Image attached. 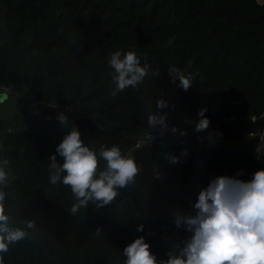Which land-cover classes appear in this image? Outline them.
<instances>
[{
  "label": "trees",
  "instance_id": "trees-1",
  "mask_svg": "<svg viewBox=\"0 0 264 264\" xmlns=\"http://www.w3.org/2000/svg\"><path fill=\"white\" fill-rule=\"evenodd\" d=\"M260 1L0 0V86L11 87L16 94L8 99L19 98L26 112L22 129L0 137V160L10 162L6 171L14 177L0 190L10 225L27 232L0 254V264H124V248L140 237L166 260L192 235L176 227L177 214L196 215L199 193L212 180L249 181L264 169V157H254L264 127ZM115 51L136 52L160 75L113 97L108 60ZM171 65L192 76L187 91L167 74ZM31 94L39 102L34 111ZM159 99L168 107L157 108ZM73 106L81 111L76 118L68 113ZM204 108L210 128L196 132L185 121H198ZM159 111L168 114L164 135L147 123ZM60 114L69 126H61ZM9 120L0 115V133ZM73 126L97 155L101 146L118 145L140 169L111 204L90 202L75 216L71 188L49 182V157L63 163L56 149ZM170 156L181 162L170 163ZM98 161V172L105 170L106 161ZM27 221L35 227L26 228Z\"/></svg>",
  "mask_w": 264,
  "mask_h": 264
},
{
  "label": "clouds",
  "instance_id": "clouds-1",
  "mask_svg": "<svg viewBox=\"0 0 264 264\" xmlns=\"http://www.w3.org/2000/svg\"><path fill=\"white\" fill-rule=\"evenodd\" d=\"M108 64L114 70L113 97L130 87L138 88L146 77L160 75L159 70L154 71L146 60L142 65L134 51H115L110 54ZM167 74L173 83L179 81L178 87L185 91L192 86V76H186L175 65L168 68ZM156 107L164 109L168 107V102L159 99ZM206 111V108L199 110L198 121L185 122L194 124L196 132L208 130L211 121L205 116ZM167 119V113L152 112L147 117V123L153 129L159 128L160 134L164 135L169 131ZM58 120L61 126H69L68 117L64 114H60ZM170 131L175 134L178 129L171 127ZM179 134L185 136L187 131H180ZM212 136L213 133L209 132V140L214 143ZM198 139L203 142V137ZM56 152L63 163L58 162L55 154L49 157V182H62L71 188L75 199L69 208L72 216L77 215L81 208H87L90 202L97 208L111 204L119 195L117 189L133 183L140 171L135 158L122 154L118 145H112L99 149V158L106 161L107 166L98 172L97 152L83 142L80 131L74 126ZM187 155L185 149L181 157ZM168 159L173 164L181 162L180 157L176 156ZM9 163L7 159L0 160V185L5 188L14 179L6 171ZM6 196L7 193L0 190V254L7 253L11 244L23 240L27 235L24 228L10 225V217L4 209ZM194 209V216L177 214L176 227H183L192 235L182 247L177 246V250L170 251L168 259L158 260L150 251L149 243L140 237L124 248V264H264V169L256 171L249 181L227 176L212 180L199 193ZM25 224L28 229L35 227L33 221ZM143 230V225L137 228V231Z\"/></svg>",
  "mask_w": 264,
  "mask_h": 264
},
{
  "label": "rangeland",
  "instance_id": "rangeland-1",
  "mask_svg": "<svg viewBox=\"0 0 264 264\" xmlns=\"http://www.w3.org/2000/svg\"><path fill=\"white\" fill-rule=\"evenodd\" d=\"M260 2L264 3V0ZM171 94L172 93L168 92L167 96H171ZM23 106H25V104L21 102L19 98H10L9 101L0 105V115L10 119L9 127L0 133L1 138L9 131L19 130L24 127L26 112ZM68 113L71 118H76L81 115V111L75 106L68 108Z\"/></svg>",
  "mask_w": 264,
  "mask_h": 264
},
{
  "label": "built area",
  "instance_id": "built-area-1",
  "mask_svg": "<svg viewBox=\"0 0 264 264\" xmlns=\"http://www.w3.org/2000/svg\"><path fill=\"white\" fill-rule=\"evenodd\" d=\"M1 93H6L7 95L16 94V92L13 91L11 87L7 86H0V94ZM27 103L29 109L33 111L39 108V102L36 100L33 94L28 97ZM158 113H161V111H159ZM254 157L257 161H260L261 158L264 157V127L256 139Z\"/></svg>",
  "mask_w": 264,
  "mask_h": 264
},
{
  "label": "water",
  "instance_id": "water-1",
  "mask_svg": "<svg viewBox=\"0 0 264 264\" xmlns=\"http://www.w3.org/2000/svg\"><path fill=\"white\" fill-rule=\"evenodd\" d=\"M178 87V86H177ZM7 94L6 93H1L0 94V101L4 100L5 98H7ZM156 140V137H153L152 139L149 140L150 143H153ZM144 145V141H141L138 143V145L135 147V150H139L142 146ZM130 156L133 157L132 153H129ZM134 158V157H133Z\"/></svg>",
  "mask_w": 264,
  "mask_h": 264
},
{
  "label": "crops",
  "instance_id": "crops-1",
  "mask_svg": "<svg viewBox=\"0 0 264 264\" xmlns=\"http://www.w3.org/2000/svg\"><path fill=\"white\" fill-rule=\"evenodd\" d=\"M8 100H9V99H8V97H7V98H5L4 100L0 101V105L6 103Z\"/></svg>",
  "mask_w": 264,
  "mask_h": 264
}]
</instances>
